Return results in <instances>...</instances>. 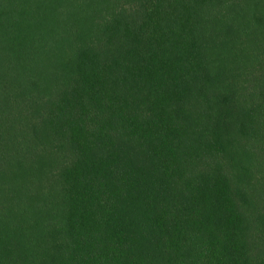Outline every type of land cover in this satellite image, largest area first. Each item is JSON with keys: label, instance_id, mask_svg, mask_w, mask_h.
<instances>
[{"label": "trees", "instance_id": "obj_1", "mask_svg": "<svg viewBox=\"0 0 264 264\" xmlns=\"http://www.w3.org/2000/svg\"><path fill=\"white\" fill-rule=\"evenodd\" d=\"M0 264H264V0H0Z\"/></svg>", "mask_w": 264, "mask_h": 264}, {"label": "rangeland", "instance_id": "obj_2", "mask_svg": "<svg viewBox=\"0 0 264 264\" xmlns=\"http://www.w3.org/2000/svg\"><path fill=\"white\" fill-rule=\"evenodd\" d=\"M249 2V1H248ZM252 4H254V1H251V3H249V5H250V9L252 10ZM258 7H262V4H260V3H258Z\"/></svg>", "mask_w": 264, "mask_h": 264}]
</instances>
